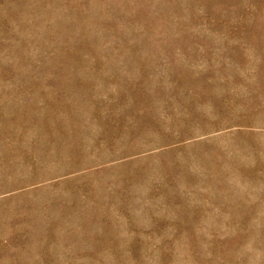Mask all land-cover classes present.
Masks as SVG:
<instances>
[{
    "label": "rangeland",
    "instance_id": "obj_1",
    "mask_svg": "<svg viewBox=\"0 0 264 264\" xmlns=\"http://www.w3.org/2000/svg\"><path fill=\"white\" fill-rule=\"evenodd\" d=\"M0 264H264V0H0Z\"/></svg>",
    "mask_w": 264,
    "mask_h": 264
}]
</instances>
